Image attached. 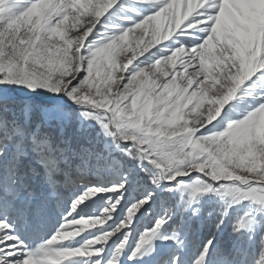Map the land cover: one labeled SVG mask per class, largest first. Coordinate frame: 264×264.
<instances>
[{"label": "snow or ice", "instance_id": "snow-or-ice-1", "mask_svg": "<svg viewBox=\"0 0 264 264\" xmlns=\"http://www.w3.org/2000/svg\"><path fill=\"white\" fill-rule=\"evenodd\" d=\"M170 5L155 0L137 19L124 11L126 0L106 7L0 0V264H122L123 256L143 264H245L240 242L258 231L256 264H264V202L254 196L264 195V20L249 23L246 0H204L173 34L134 58L130 53L116 70L101 63L106 46ZM241 51L259 66L235 95L194 125L178 123L183 94L226 83ZM165 59L171 68L156 83ZM178 74L187 87H173ZM145 77L155 89L144 86ZM238 92L247 106L233 115ZM93 173L115 179L105 183ZM78 185L85 186L79 194ZM226 190L239 196L228 199ZM97 194L107 206L85 214ZM206 195L221 207L208 212L214 230L186 262L180 250L195 221L203 223ZM57 210L55 230L38 243L29 239ZM147 216L152 224L139 227ZM229 224L234 238L224 242ZM157 241L174 245L164 253Z\"/></svg>", "mask_w": 264, "mask_h": 264}, {"label": "rangeland", "instance_id": "rangeland-1", "mask_svg": "<svg viewBox=\"0 0 264 264\" xmlns=\"http://www.w3.org/2000/svg\"><path fill=\"white\" fill-rule=\"evenodd\" d=\"M108 0H90V3H97L102 7L107 6ZM155 0H126L127 7L124 11L129 13L130 16H134L137 19L139 12L150 11V5L154 3ZM204 0H171L170 9L174 10L176 19H173L172 11L166 10L162 15L157 18H153L150 24H143L138 27H135L129 30L125 36L121 37L119 42L113 41L108 46H106L101 52L103 57L101 63L106 66L105 70L113 69V65L119 66L122 64L126 58H129V54H132V58L135 55H139L141 52L146 50V48L159 43L163 39H166L168 36L173 34L176 28L179 26V23L182 22L187 15L191 14L192 11L197 7L203 6ZM132 8H136V12H132ZM39 13V5L34 9V15ZM245 13L249 19V23L255 25L258 21L264 20V0H246ZM115 22L119 24L125 23L124 20L120 19L119 16L113 17ZM183 39V37H182ZM183 56V52L177 54L174 59L179 63V57ZM238 63L235 65V72L232 73L228 78L226 83L220 87L215 85L209 86L207 89L204 86H201V89L195 92L192 95H189L185 92L183 95L187 99H183L180 103V111L178 113L177 122H183L187 124H195L197 121L202 119L206 115L214 114L218 112V106H223L224 103L228 101L229 98L235 95L236 87L245 79H247L259 66L255 62V58L248 55L247 52L241 51L236 57ZM157 75L153 77L156 83H160L164 79V71H167L171 68V60L165 59L161 62L160 65H157ZM116 70V69H113ZM140 78H137V86L139 85ZM147 87H152L155 89V85L152 84L151 80H148L145 77ZM179 83L180 87H187L184 81L181 79V75H177V80L175 84ZM216 84H220L219 80H216ZM177 91L179 89H176ZM175 95V91L172 93ZM251 94V93H249ZM189 103H195V107L191 110H187V105ZM247 106V98H242L239 95L234 101L230 102L229 110L232 111L233 115L239 114L238 111ZM182 118V120L180 119ZM261 122L264 123V112L261 113ZM102 177L103 182L111 183L115 177L108 173L92 174V179L99 180ZM230 183V182H228ZM84 185H78L76 188V193L79 194L83 191ZM141 194V193H136ZM102 194H97L96 196L90 197L91 202L88 203V206L83 209L85 214H100L101 211L107 206L108 198L105 196L103 198H98ZM226 198L231 199L232 196H239V192L235 190H226ZM258 202H264V195L259 193L254 194ZM66 202L65 207H68L71 203V195L65 193ZM174 204L175 201H172ZM202 212L201 217L203 223L200 224L199 220L195 221L196 227L189 230L188 236L186 238V247L180 251L183 253L185 261H190L193 256V253L196 251L197 246L200 244V240L207 235L208 232L214 230V215L212 217L208 216V212L211 211L215 214L221 207V201L215 195H206L201 201ZM242 210V209H241ZM157 215L160 214V208L157 204L156 207ZM235 211L233 215H235ZM61 213L59 210L52 213L48 220L39 227L38 230L30 232L28 238L33 240L34 243H38L39 239L45 235H50L60 222ZM154 220V217L147 216L140 221L139 227L143 228L150 226ZM99 227V226H98ZM86 231H95V229L86 230ZM264 231V229H262ZM84 235V234H82ZM66 238V237H61ZM233 234L231 232V224L228 225L227 230L223 233L222 240L224 242H230L233 239ZM79 239V237L77 238ZM135 240V235L129 244H132ZM111 243V241H109ZM165 249L164 253H168L171 247L174 245V242H164ZM240 246L243 250L244 255L242 259L245 261V264H256V261L260 258V231L257 232L256 236L252 241H249L247 236H244L240 242ZM167 248V249H166ZM127 251V249H125ZM77 259V258H69ZM122 264H136L135 261H129L127 256L121 257Z\"/></svg>", "mask_w": 264, "mask_h": 264}, {"label": "bare ground", "instance_id": "bare-ground-1", "mask_svg": "<svg viewBox=\"0 0 264 264\" xmlns=\"http://www.w3.org/2000/svg\"><path fill=\"white\" fill-rule=\"evenodd\" d=\"M157 244L161 247L162 251H164V249H165V247H164L165 246L164 241H157ZM136 264H143V262H142V260L137 259L136 260Z\"/></svg>", "mask_w": 264, "mask_h": 264}, {"label": "trees", "instance_id": "trees-1", "mask_svg": "<svg viewBox=\"0 0 264 264\" xmlns=\"http://www.w3.org/2000/svg\"><path fill=\"white\" fill-rule=\"evenodd\" d=\"M206 237V236H205ZM204 239V237L200 240V242Z\"/></svg>", "mask_w": 264, "mask_h": 264}]
</instances>
